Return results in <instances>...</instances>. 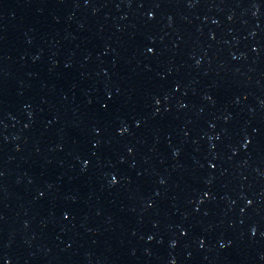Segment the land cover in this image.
Returning <instances> with one entry per match:
<instances>
[{
  "label": "water",
  "instance_id": "obj_1",
  "mask_svg": "<svg viewBox=\"0 0 264 264\" xmlns=\"http://www.w3.org/2000/svg\"><path fill=\"white\" fill-rule=\"evenodd\" d=\"M0 264H264V55L223 0H0Z\"/></svg>",
  "mask_w": 264,
  "mask_h": 264
}]
</instances>
